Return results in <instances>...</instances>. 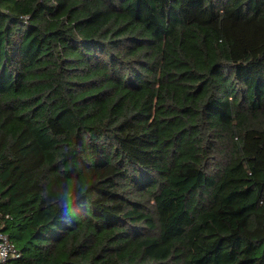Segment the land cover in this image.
<instances>
[{"label": "trees", "instance_id": "obj_1", "mask_svg": "<svg viewBox=\"0 0 264 264\" xmlns=\"http://www.w3.org/2000/svg\"><path fill=\"white\" fill-rule=\"evenodd\" d=\"M0 230L10 264H264V0H0Z\"/></svg>", "mask_w": 264, "mask_h": 264}, {"label": "built area", "instance_id": "obj_2", "mask_svg": "<svg viewBox=\"0 0 264 264\" xmlns=\"http://www.w3.org/2000/svg\"><path fill=\"white\" fill-rule=\"evenodd\" d=\"M21 257V252L10 240L7 233L0 230V264H10L13 259Z\"/></svg>", "mask_w": 264, "mask_h": 264}, {"label": "clouds", "instance_id": "obj_3", "mask_svg": "<svg viewBox=\"0 0 264 264\" xmlns=\"http://www.w3.org/2000/svg\"><path fill=\"white\" fill-rule=\"evenodd\" d=\"M89 185L85 184L81 187V193H84L88 190ZM76 196L74 194L71 184L68 185L67 189L63 191L62 195L59 198V207L67 209L75 202Z\"/></svg>", "mask_w": 264, "mask_h": 264}]
</instances>
